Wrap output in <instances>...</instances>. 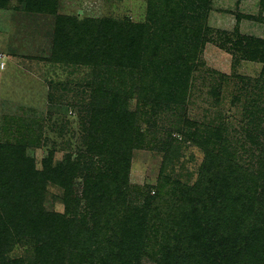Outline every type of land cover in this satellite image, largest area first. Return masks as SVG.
<instances>
[{"label":"rangeland","instance_id":"374dc122","mask_svg":"<svg viewBox=\"0 0 264 264\" xmlns=\"http://www.w3.org/2000/svg\"><path fill=\"white\" fill-rule=\"evenodd\" d=\"M33 1L39 5L42 2ZM44 2L46 9L43 6L42 11L26 9L24 2L18 0L0 6V63L4 64L0 68V152L15 144L23 134L32 138L26 140L25 150L33 158L36 170L42 169L49 152L54 153V164L64 162L68 154L72 158L82 154L84 158L72 186L79 201L68 207L65 191L48 185L41 205L48 215L62 216L65 223L69 220V231L64 230L62 239L61 229L53 226L58 230L52 236L56 238L51 239L47 227H27L25 221L13 223L8 226L11 231L24 234L18 232L15 238L21 241L11 244L9 249H0V264H8L10 260L37 264L46 258V253L55 255L58 250L59 264H100L94 257L96 246L92 240L104 232V219L110 218L111 212L118 215L119 209L127 207L126 210L133 211L134 207H142L147 188L156 186L163 175L166 184L161 199L146 213L145 231L150 238L146 241L147 250L130 262L162 264L163 251L156 253V250L168 235V224L184 207L178 194L173 197L171 188H191L208 151L220 152L231 162L252 171L255 159L251 152L257 154L260 146L264 148V62L251 60L246 52L248 39L264 41V0ZM60 17L72 18L76 23L109 19L139 27L135 30L141 32L136 57L143 65L146 62L149 75L138 74L123 80L131 85L135 79L146 81L149 76L152 79L153 72L159 79L156 89L162 91L161 95L154 98L151 95L148 99L137 91L127 101V111L137 114L135 126L144 134L143 142L131 150L128 159L123 197L126 200L99 205L104 215L90 216L93 203L83 199L82 192L84 178L94 174L89 160L86 162L85 146L91 129L86 116V109L93 101L91 87L103 81L98 76L100 72L104 79L109 76L105 65L98 63L94 64L96 70H92L50 61L55 24ZM188 44L189 47L197 44V48L189 49ZM183 50H193L191 53L195 55L191 69L180 71L172 66L183 56ZM181 132L198 140V144L181 141L178 137ZM173 139L178 141L166 153L162 145ZM205 140L209 141L204 145L207 148L202 147ZM5 188L0 174L1 216L3 206L9 203ZM90 195L94 196L93 192ZM157 204L160 211L153 210ZM1 221L7 224L2 217ZM77 232L80 235L75 237ZM147 236L143 237L147 239ZM42 246L43 254H39L37 250Z\"/></svg>","mask_w":264,"mask_h":264},{"label":"trees","instance_id":"16d2710c","mask_svg":"<svg viewBox=\"0 0 264 264\" xmlns=\"http://www.w3.org/2000/svg\"><path fill=\"white\" fill-rule=\"evenodd\" d=\"M8 1L0 0V6L6 5ZM18 1H23L26 9L42 11L43 6L46 9L44 0L41 5L33 0ZM138 28L109 19L76 23L72 18L60 17L55 24L50 56L52 63L82 65L92 70H96L94 66L98 63L105 65L109 76L104 79L102 72L98 74L103 81L92 85L90 95L93 101L86 109L91 125L85 142L88 152L86 162L89 160V167L94 174L89 173L84 178L82 194L83 199L93 203L91 217L104 215L99 208L101 204L105 206L106 203L126 200L123 197L124 189L127 188L128 159L131 150L138 147L144 137L140 128L135 126L137 114L127 111V101L137 91L147 99L151 95L154 98L162 94L161 90L156 89L159 79L153 72L150 73L152 79L149 76L146 81L135 79L128 85L123 80L124 77L128 79L138 74L149 75L146 62L143 65L136 57L141 37L140 31L135 32ZM198 39L201 40V36ZM190 45L189 49L197 48V44L193 45L195 48ZM247 46L246 52L251 60L264 62V41L250 38ZM191 51L183 50V56H179L172 67L180 71L182 68L190 70L195 55ZM159 70L164 71L161 66ZM181 73L186 74L188 71ZM207 135L210 136V133ZM178 137L181 141H195L198 144V140L190 139L187 133L181 132ZM205 137L210 140L208 136ZM29 139H32L30 135L21 134L15 144L0 152V174L9 196L6 199L9 203L3 206L2 216L0 213V223L1 217L7 222L0 224V249H9L11 244L22 240L15 238L19 231L13 232L8 227L13 223L25 221L27 227H47L51 239L56 238L52 236L58 229H61V238L64 230L69 231V220L65 223L62 216L48 215L41 205L48 185H56L65 191L68 207L79 201L78 196H74L77 190L72 186L74 174L79 170L84 156L79 154L72 158L68 154L64 162L54 164V153L49 152L42 162V169L36 170L33 158L25 150V142ZM174 141L178 140L166 141L162 145L166 153L171 150ZM208 142L203 141L202 147L207 148L204 145ZM251 156L255 159L252 171L231 162L220 152L208 151L196 183L184 190H179L177 186L171 188L173 197L178 194L184 207L178 210L179 216L168 224V235L156 250V253L163 251L162 264H264V148L260 146L259 152L255 154L252 151ZM89 167L86 168L88 171ZM160 178L162 180L156 186L147 188L142 207H134L133 211L126 210L127 207L119 209L118 215L111 212V217L104 219V232L92 240L96 246V251H93L97 256L94 257L100 264H130L147 250L150 238L145 231L148 223L146 213L152 204L161 199L166 177L161 175ZM151 189H155L153 196L150 195ZM91 192L94 196L90 195ZM11 199L15 201L12 203ZM234 204L238 207H233ZM158 206L153 210L160 211ZM144 234L147 239L143 237ZM79 235L77 232L75 237ZM52 246L55 248L54 244ZM43 249L44 246L37 252L43 254ZM60 258L59 250L55 255L46 253V258L37 264H59ZM8 264L26 263L10 260Z\"/></svg>","mask_w":264,"mask_h":264},{"label":"built area","instance_id":"2783aa9c","mask_svg":"<svg viewBox=\"0 0 264 264\" xmlns=\"http://www.w3.org/2000/svg\"><path fill=\"white\" fill-rule=\"evenodd\" d=\"M4 67V64L3 63H0V68L2 69Z\"/></svg>","mask_w":264,"mask_h":264}]
</instances>
